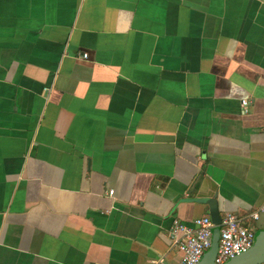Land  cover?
Wrapping results in <instances>:
<instances>
[{"label":"crops","instance_id":"1","mask_svg":"<svg viewBox=\"0 0 264 264\" xmlns=\"http://www.w3.org/2000/svg\"><path fill=\"white\" fill-rule=\"evenodd\" d=\"M212 197L264 231V0H0V264H176Z\"/></svg>","mask_w":264,"mask_h":264},{"label":"built area","instance_id":"2","mask_svg":"<svg viewBox=\"0 0 264 264\" xmlns=\"http://www.w3.org/2000/svg\"><path fill=\"white\" fill-rule=\"evenodd\" d=\"M82 57L86 54L82 53ZM241 105L244 106L247 101L242 99ZM111 193V190H109ZM255 219L257 212H252L248 215ZM214 224L211 222L208 215L195 217L190 223H184L177 218H172L169 227V237L171 244L179 252V259L176 264H196L201 258L203 252L210 245L211 230ZM218 241L214 255V263L221 264L228 258L245 251L249 248L254 239V233L244 223V219L236 213L227 211L220 216L218 224ZM150 264H163L159 259H153ZM264 264L263 259L260 263Z\"/></svg>","mask_w":264,"mask_h":264},{"label":"water","instance_id":"3","mask_svg":"<svg viewBox=\"0 0 264 264\" xmlns=\"http://www.w3.org/2000/svg\"><path fill=\"white\" fill-rule=\"evenodd\" d=\"M208 214L211 222L214 226L218 225L220 222V214L217 207V202L215 197L209 198L207 200ZM217 248V239L211 236L210 245L208 249L202 254L201 258L196 264H216L214 263V255ZM264 253V231L254 235L253 242L249 248L245 251L235 254L234 256L228 258L225 262L221 264H257L263 259Z\"/></svg>","mask_w":264,"mask_h":264}]
</instances>
